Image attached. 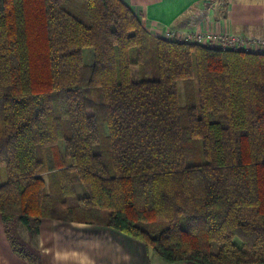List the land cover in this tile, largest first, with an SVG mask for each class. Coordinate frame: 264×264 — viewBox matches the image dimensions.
<instances>
[{
	"label": "trees",
	"instance_id": "obj_1",
	"mask_svg": "<svg viewBox=\"0 0 264 264\" xmlns=\"http://www.w3.org/2000/svg\"><path fill=\"white\" fill-rule=\"evenodd\" d=\"M0 216L264 264V55L153 35L122 0H0Z\"/></svg>",
	"mask_w": 264,
	"mask_h": 264
},
{
	"label": "crops",
	"instance_id": "obj_2",
	"mask_svg": "<svg viewBox=\"0 0 264 264\" xmlns=\"http://www.w3.org/2000/svg\"><path fill=\"white\" fill-rule=\"evenodd\" d=\"M122 1L159 37L166 29L264 37V0ZM37 235V256L22 258L13 251L0 216V264H168L143 242L108 227L43 219Z\"/></svg>",
	"mask_w": 264,
	"mask_h": 264
},
{
	"label": "built area",
	"instance_id": "obj_3",
	"mask_svg": "<svg viewBox=\"0 0 264 264\" xmlns=\"http://www.w3.org/2000/svg\"><path fill=\"white\" fill-rule=\"evenodd\" d=\"M162 38L176 42L199 44L201 46L237 52L264 55V37L214 33L209 31H187L184 33L166 29Z\"/></svg>",
	"mask_w": 264,
	"mask_h": 264
},
{
	"label": "rangeland",
	"instance_id": "obj_4",
	"mask_svg": "<svg viewBox=\"0 0 264 264\" xmlns=\"http://www.w3.org/2000/svg\"><path fill=\"white\" fill-rule=\"evenodd\" d=\"M235 35L239 33L231 32ZM243 35V34H239ZM250 36V35H248ZM83 57L85 62H91L92 61V51L89 48L83 49ZM182 87L181 83H178V87ZM180 90V88H179ZM96 149H99V146L96 147ZM76 191L73 196H70L67 198L70 204H75L78 200L79 196H82V194L85 192L83 186L81 184H77ZM77 225V224H75ZM78 226V225H77ZM80 228L84 226H79ZM5 234L10 239V242L14 246V248L20 252L22 255L28 257L29 259H32L37 256L38 254V235L33 234L29 232L18 220H14L11 223L4 225ZM80 232V229H77ZM85 230V229H84ZM155 253V252H154ZM154 255H157L156 253ZM157 259H160L157 255Z\"/></svg>",
	"mask_w": 264,
	"mask_h": 264
}]
</instances>
